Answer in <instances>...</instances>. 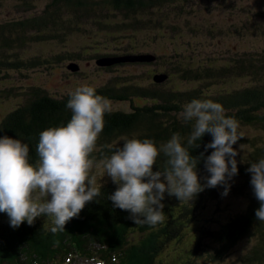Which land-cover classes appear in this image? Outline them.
<instances>
[{"label":"trees","instance_id":"1","mask_svg":"<svg viewBox=\"0 0 264 264\" xmlns=\"http://www.w3.org/2000/svg\"><path fill=\"white\" fill-rule=\"evenodd\" d=\"M169 3V0H52V4L57 6L58 10L53 7L37 17L0 24V41L11 48L13 45L15 47L22 46L29 40L35 41L37 38H44V36L63 39L73 30L81 29L80 23L69 18V15L71 16L73 12L77 13L76 18L82 19L89 17V11L91 10H101L102 12L110 8L138 14L148 7L163 8ZM61 5L65 8L63 19L60 16ZM67 7L72 11H66ZM47 25L49 30L45 32L46 34L36 37L31 36L26 39L29 29L44 28ZM14 30L15 33L11 34ZM113 55L116 54L108 56ZM64 57L67 56L63 54L56 56L58 60ZM69 57H73V54H70ZM4 60L9 61L0 60V66H13L18 69L34 68L44 63L49 64L48 59L35 58L31 61H25L23 57L18 56L13 61L7 58ZM113 66L115 64L99 65V67L106 68H113ZM158 74L160 73H155L153 78ZM181 76L185 79L196 80H228L234 77L249 76L252 77V83L235 88L232 91L211 93L198 87L186 90L170 89L162 85V82L167 81V79L158 83L154 78L157 84L143 86L127 83L124 77H114L106 84L95 88L96 93L109 100H127L131 103L132 109L130 111L112 109L110 113L105 114V127L98 138L96 150L91 156L94 161L110 157L116 148L122 147L123 142L131 138L154 139L159 147L160 144L171 139L173 134L179 133L182 142L186 145V137L191 132V124L186 123L181 116L183 106L193 99H211L222 104L226 115L234 117L239 122L238 133L242 136L233 145L238 152L236 160L239 172L229 182L231 184L230 192L227 196L222 197L223 186L206 188L192 201H180L174 196H168L166 193L165 199L162 201L165 205L164 220L156 225L157 227L160 225L161 228H157L153 233L155 235L153 244L157 242V246L146 264H219L231 249L245 238H253L255 243L241 258V264H264V221L256 219L255 211L260 205L250 184L251 173L246 171L251 163L264 158V134L261 139L256 136L252 138L243 136V129L247 126L264 131V49L242 52L230 62L219 66L215 64L201 68L185 66L182 69ZM208 82L210 81L207 80L206 83ZM9 92L7 91V93ZM71 93L53 95L41 86H32L26 92H22L25 97L22 104L9 111L0 120V138L8 136L27 143L29 145V161L35 164L38 160L36 146L39 143V134L50 127L66 126L70 121L72 113L67 108V102ZM135 97L147 101L146 103L136 104L134 103ZM211 141L212 135L205 134L197 142L200 147L190 149L192 155L198 156L200 153H204L205 157L211 155L214 149H208L205 152L204 147ZM247 141L252 144L250 151L243 150L244 146L241 144ZM166 159L161 153L157 159V164L153 167V171H164L167 167ZM198 172L201 183H206L203 177L210 174L206 171L203 160L198 165ZM97 187L100 188L101 195L97 200L86 204L79 216L72 218L66 224L70 225L69 230L75 229L72 227H83L82 225H92L101 221L122 223L128 231L138 227H150L147 224L136 225L130 219V212L113 206L108 197L115 192L118 185L114 184L112 180ZM229 197L244 198L247 202L241 209L232 208L220 213L223 202ZM210 204L216 210L212 211L209 216H202L207 215V212H205L208 209L206 205ZM223 214H226L228 219H223L221 217ZM43 223L48 227H42ZM189 225L190 228L188 229L191 231L194 229L195 231H192L193 233L188 239L190 241H187V243L185 241L187 240L186 227H189ZM51 226V219L42 216L38 217L31 226L24 222L18 228H13L10 226L7 213L0 212V257L8 255L6 252L12 253L20 249L24 243L32 239L35 243H43L45 247H50V244L54 246L55 241L49 244L45 241L49 237L47 233ZM58 233L60 232H52V235L55 236ZM173 239L176 240L179 250L172 254L168 262L164 258L160 259L164 247ZM186 245H189L187 256L180 257V259L179 256L186 253L182 246ZM21 249L26 251L29 248Z\"/></svg>","mask_w":264,"mask_h":264},{"label":"rangeland","instance_id":"2","mask_svg":"<svg viewBox=\"0 0 264 264\" xmlns=\"http://www.w3.org/2000/svg\"><path fill=\"white\" fill-rule=\"evenodd\" d=\"M169 2L163 8L148 7L138 14L110 8L102 12L91 10L89 17L82 19L76 18L77 13L73 12L69 18L80 23L81 29L73 30L63 39L44 36L35 41L29 40L22 46L13 45L11 48L0 41V60L9 61L4 60L7 58L13 61L16 56L23 57L25 61L35 58L49 60V64L44 63L34 68L18 69L13 66H0V120L9 111L22 104L25 99L22 92H26L32 86H41L53 95L66 94L73 92L82 84L98 88L118 76L124 77L127 83L151 86L157 84L154 81L156 77L153 78L157 72L167 79L162 85L174 90L198 87L215 93L232 91L252 83V77L249 76L228 80L207 79L210 82L206 83V79H185L181 73L185 66L194 68L206 67L210 64L219 66L230 62L242 52L263 50L264 0H169ZM51 5H53L52 0H0V24L37 17L53 7L58 10L57 6ZM62 6L60 16L63 19L65 8ZM66 11L72 10L67 7ZM35 28L27 31L26 39L31 36H43L42 34H46L45 32L49 30L48 25L44 28ZM13 33L15 30L11 32ZM137 53L150 55L151 58L146 61H121V64H115L113 68L99 67L96 63L98 58L106 54H116L113 56L122 59L123 56ZM58 54L67 57L58 60L56 58ZM70 54H73V57H69ZM72 62H77L80 67L70 68ZM157 82L159 83L160 80ZM110 101L114 110L132 109L131 103L127 100ZM146 101L134 98L136 104ZM243 130V136L248 138L256 136L261 139L264 134V131L255 127L247 126ZM241 144L244 146L243 150L252 149L249 141ZM102 161L103 159L95 161L96 166L93 169L97 177V186L111 181V177L104 171ZM225 200L220 213L232 208L241 209L247 202L240 197H229ZM206 207L207 215L202 216H209L216 210L211 204ZM221 217L228 219L226 214ZM69 226L66 225L64 231H58L59 239L65 241L74 234L69 230ZM72 228L77 231L83 229V227ZM94 228L121 235L122 230L127 227L101 221L95 224ZM188 228L190 225L186 227V242L190 241L189 236L195 231ZM133 234L130 238L134 241H139L144 236L135 233L134 237ZM47 235L49 236L45 239L47 244L58 240V237L52 235L51 229ZM253 243H255L253 238L241 240L219 264H241V258ZM34 247H37L35 249L37 252L46 248L43 243H35L33 239L21 246L31 249ZM188 247L189 245L182 246L186 253L183 251L185 255H178L179 258L187 256ZM178 248L176 240H171L164 247L160 259L170 261L172 254L177 252ZM144 255L146 258L136 263L145 264L149 253Z\"/></svg>","mask_w":264,"mask_h":264},{"label":"clouds","instance_id":"3","mask_svg":"<svg viewBox=\"0 0 264 264\" xmlns=\"http://www.w3.org/2000/svg\"><path fill=\"white\" fill-rule=\"evenodd\" d=\"M71 119L66 126L50 127L39 134L36 146L38 160L29 161V145L8 136L0 138V212L7 213L10 226L24 222L33 225L38 217L51 219V232L64 231L66 224L78 217L86 204L97 200L96 166L91 154L105 127V114L112 111L109 99L96 89L82 84L67 102ZM183 120L191 124V132L182 142L179 133L157 146L154 139H126L110 157L101 162L107 176L118 185L108 199L115 208L131 213L137 224L156 226L164 220L162 201L165 194L180 201H192L206 188L223 186L222 197L231 189L229 183L238 175L237 150L233 147L242 137L239 122L226 115L222 104L211 99H193L183 106ZM205 134L212 135L205 152L195 156L190 149ZM167 158L164 171H153L158 157ZM204 161L206 171L201 183L198 165ZM250 184L259 208L256 219L264 221V158L251 163Z\"/></svg>","mask_w":264,"mask_h":264},{"label":"water","instance_id":"4","mask_svg":"<svg viewBox=\"0 0 264 264\" xmlns=\"http://www.w3.org/2000/svg\"><path fill=\"white\" fill-rule=\"evenodd\" d=\"M150 55H147V54H130V55H126V56H123V58H119V57H116V56H101L100 58L97 59V64L100 65V66H107V65H113V64H116L118 62H121V61H146V60H150ZM73 64L70 65V68L74 69V68H79V64L76 63V62H72ZM164 76V75H163ZM163 76H160V74H158L156 76V80H164L165 78Z\"/></svg>","mask_w":264,"mask_h":264},{"label":"bare ground","instance_id":"5","mask_svg":"<svg viewBox=\"0 0 264 264\" xmlns=\"http://www.w3.org/2000/svg\"><path fill=\"white\" fill-rule=\"evenodd\" d=\"M198 218H199V217H198ZM198 218H197V219H198ZM192 220H193V219H192ZM197 221H198V220H197ZM195 222H196V221H195ZM198 222H199V221H198ZM81 256L83 257L82 253H81Z\"/></svg>","mask_w":264,"mask_h":264}]
</instances>
